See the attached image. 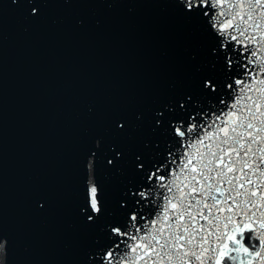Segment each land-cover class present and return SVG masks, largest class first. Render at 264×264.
Segmentation results:
<instances>
[{"label":"water","instance_id":"water-1","mask_svg":"<svg viewBox=\"0 0 264 264\" xmlns=\"http://www.w3.org/2000/svg\"><path fill=\"white\" fill-rule=\"evenodd\" d=\"M34 6L38 17L27 4H0L5 260L91 264L97 248L108 243L105 226L122 219L121 201L139 182L136 157L149 161L164 152L168 120L179 118L165 106L188 94L204 103L211 99L202 94V80L214 43L176 0H50ZM93 152L104 206L95 223L81 213L85 165Z\"/></svg>","mask_w":264,"mask_h":264},{"label":"snow or ice","instance_id":"snow-or-ice-1","mask_svg":"<svg viewBox=\"0 0 264 264\" xmlns=\"http://www.w3.org/2000/svg\"><path fill=\"white\" fill-rule=\"evenodd\" d=\"M49 2L11 0L31 6L35 17L34 5ZM176 3L213 40L202 80V94L211 99L188 94L165 106L179 118L168 120L164 152L149 161L136 157L139 182L121 201L122 219L105 226L108 243L91 264H264V0ZM156 115L162 126L164 111ZM85 168L81 213L95 223L104 212L95 152Z\"/></svg>","mask_w":264,"mask_h":264}]
</instances>
